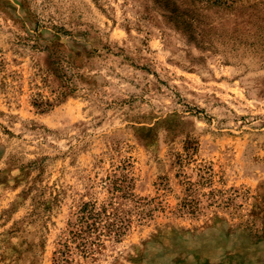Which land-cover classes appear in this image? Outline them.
<instances>
[{
	"label": "rangeland",
	"instance_id": "374dc122",
	"mask_svg": "<svg viewBox=\"0 0 264 264\" xmlns=\"http://www.w3.org/2000/svg\"><path fill=\"white\" fill-rule=\"evenodd\" d=\"M227 2L0 0V264H264V0Z\"/></svg>",
	"mask_w": 264,
	"mask_h": 264
},
{
	"label": "trees",
	"instance_id": "16d2710c",
	"mask_svg": "<svg viewBox=\"0 0 264 264\" xmlns=\"http://www.w3.org/2000/svg\"><path fill=\"white\" fill-rule=\"evenodd\" d=\"M202 2H204L202 6L205 8L208 7L207 3L208 4L217 3L215 5L222 7L229 6L230 4L229 2H227V0H202ZM170 10L166 9L165 11L170 12ZM102 219H103L102 213L95 211L93 209H89L86 213L81 214V216L78 218V221L81 223V226L69 231L71 237L75 239L77 238L79 239L77 247H80L82 250L85 249L86 244L88 242V237L86 236H88L91 233V231L98 229L99 227L98 225L99 223H101ZM105 227L108 229V225ZM118 231H120V229Z\"/></svg>",
	"mask_w": 264,
	"mask_h": 264
}]
</instances>
